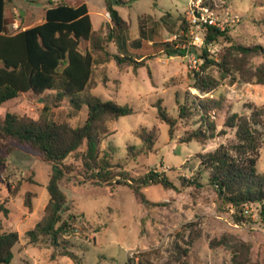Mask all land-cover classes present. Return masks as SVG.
I'll return each mask as SVG.
<instances>
[{
  "label": "rangeland",
  "instance_id": "1",
  "mask_svg": "<svg viewBox=\"0 0 264 264\" xmlns=\"http://www.w3.org/2000/svg\"><path fill=\"white\" fill-rule=\"evenodd\" d=\"M49 1L58 0H11V6L18 9L14 15L19 23L17 28L11 26V31L39 24ZM83 1L89 5L93 28L97 32L103 30L105 35L106 26L111 25L109 13L104 10L105 0L77 3ZM120 1L122 3H114L115 8L129 29H115V42L109 44V51L117 53L119 49L138 61H141V53L147 58L138 68L117 66L114 61L94 68L89 93L133 108L131 115L108 122L101 149L108 153L112 163L123 164L130 175L141 176L151 170L164 172L174 186L171 189L162 185L144 188L142 192L149 204H143L127 186L64 185L72 213L77 216L78 232L70 239L71 250L82 259V264H130L139 259L149 264H177V259L189 264H264L260 204L246 205L243 222H236L234 209L222 203L206 174L199 176L197 158V154L213 151L235 139L234 130L224 126L228 116L232 113L249 115L244 107L264 105V86L246 82L247 72L254 73L258 68L264 71V56L237 55L223 39L210 45L208 51L216 61L225 59L224 68L208 70L218 79V88L211 94L199 95L191 88V73L201 65L198 54L203 45L196 47L198 54L193 55L192 47L183 56H169L165 51L167 45L185 49L181 33L189 25L191 0ZM199 1L219 17L239 18L226 29L234 44L264 47V0ZM87 48L88 43L82 42L81 49ZM186 93H190L192 99L199 96L220 103L218 110L210 112L218 136L205 144L181 142L186 130L197 127L198 117L189 124H179L172 137L168 126L156 117L158 100L169 114L177 117L175 95L183 100ZM61 103L49 113L50 122L84 124L85 105L69 99H62ZM42 108L41 99L24 94L5 103L0 114L15 112L39 119ZM262 122L263 140L256 168L264 175V115ZM142 128L158 135L154 151L128 159L127 148L141 145L137 134ZM50 173L49 163L23 147L17 148L0 166V203L9 211L7 217L0 212L2 229L19 234L10 264H73L66 257L52 260L53 247L47 239L41 247L26 244L25 232L42 218L49 200L46 187ZM27 192L33 193L31 212L25 207ZM23 245L26 247L22 249Z\"/></svg>",
  "mask_w": 264,
  "mask_h": 264
},
{
  "label": "trees",
  "instance_id": "2",
  "mask_svg": "<svg viewBox=\"0 0 264 264\" xmlns=\"http://www.w3.org/2000/svg\"><path fill=\"white\" fill-rule=\"evenodd\" d=\"M8 1L0 0V108L24 94L41 99L43 108L39 119L15 112L0 114V166L21 147L33 151L49 163L51 173L46 187L49 200L42 218L25 232L27 245L41 247V243L47 239L53 247L50 255L52 260L66 257L73 264H82V259L71 250L70 239L78 232L75 227L77 216L72 213V206L63 190L64 185L127 186L143 204H149L142 192L144 188L162 185L165 189H171L174 186L164 172L151 170L141 176H132L123 164L111 162L108 153L101 149L107 136L108 122L131 115L133 108L119 105L113 100H102L89 93L97 65L104 66L114 61L117 66L138 68L143 66L147 55L141 53V61H138L119 49L117 53L109 51V44L115 42V29H129L113 0H105L111 19L105 35L103 30H93L85 3L70 6L63 2L47 8L41 23L30 27L21 25L19 30L11 31L9 26L16 19L14 14L7 11ZM209 6H212L211 3ZM182 28L186 29L184 26ZM221 39L230 43V50L242 57L256 54L264 56V47L261 45H237L232 42L227 30L207 27L203 47L199 54L195 52L201 65L191 73V88L199 95L211 94L218 88V79L208 70L213 67L223 70L225 59L216 61L208 49ZM82 42L88 43L84 51L81 49ZM182 50L167 45L165 51L169 56H183ZM224 72L228 74L226 70ZM247 74V83L264 86L263 69L258 68L254 73ZM190 97V93H186L181 100L178 94L175 95L177 117L169 114L162 106V101L158 100L155 105L156 117L168 126L170 137L179 124H189L194 117H198L197 127L186 130L181 142L205 144L218 136L210 112L218 110L220 103L199 96ZM62 99L87 107V118L83 125L71 126L49 121V113L61 106ZM244 108L249 111V115L232 113L225 121L224 126L234 130L235 139L232 142L221 144L213 151L197 154L199 176L206 174L222 203L234 209L236 222H243L242 213L246 205L260 204V219L264 225V175L259 174L256 168L263 140L260 128L263 125L264 105L258 108L251 104ZM137 136L141 145L127 148L128 159L154 151L158 139L155 131L142 128ZM32 196L33 193L27 192L25 197V207L30 212ZM0 212L4 217L9 214L2 203ZM18 242V232L2 231L0 220V264L11 263L13 248ZM130 264L149 263L139 259ZM177 264L189 263L177 259Z\"/></svg>",
  "mask_w": 264,
  "mask_h": 264
},
{
  "label": "built area",
  "instance_id": "3",
  "mask_svg": "<svg viewBox=\"0 0 264 264\" xmlns=\"http://www.w3.org/2000/svg\"><path fill=\"white\" fill-rule=\"evenodd\" d=\"M191 7L193 9L188 15V28L181 33L186 42L183 47L185 48V53H189L191 47L196 49V47L203 45L207 27H215L220 31H225L232 23L239 21L237 16L222 18L215 15L211 8L203 5L199 0H191ZM14 27L17 28L18 25L14 24ZM174 39H176V36ZM193 54L191 52V55Z\"/></svg>",
  "mask_w": 264,
  "mask_h": 264
},
{
  "label": "crops",
  "instance_id": "4",
  "mask_svg": "<svg viewBox=\"0 0 264 264\" xmlns=\"http://www.w3.org/2000/svg\"><path fill=\"white\" fill-rule=\"evenodd\" d=\"M77 1H82V0H58V1H55V2L49 1V2H48L49 6H48L47 8H49V7L53 6V5H55V4L58 3V2H63L64 4H67V5H70V6H78V5L82 4V3H85L86 6H87V8H88V13H89L90 18H91V11H90V8H89V5L87 4V2H86V1H83V2L77 3ZM47 8H46V9H47ZM46 9H45V11H46ZM104 10L107 11V10H106V6H105V9H104ZM7 11H8V13H12V14H15V12L18 11V9H17L16 7L11 6V0L8 1ZM21 15H23V14H21ZM23 22H24V19L22 18V20H21V24H23ZM41 22H42V21H41ZM41 22H40V23H41ZM91 22H92V21H91ZM14 24L18 25L19 23H18L17 20H16ZM14 24L11 25V26H14ZM11 26H9V29H10V30H11ZM92 26H93V25H92ZM24 27H30V26H24ZM93 30L96 31V29H94V28H93ZM147 44H152V43H151V42H148ZM145 55H146V54H145ZM140 57H141V55H140ZM2 231H4V230L2 229ZM5 232H9V231L6 230ZM26 244H27V243H26ZM25 247H26V245H23V246H22V249L25 248Z\"/></svg>",
  "mask_w": 264,
  "mask_h": 264
},
{
  "label": "water",
  "instance_id": "5",
  "mask_svg": "<svg viewBox=\"0 0 264 264\" xmlns=\"http://www.w3.org/2000/svg\"><path fill=\"white\" fill-rule=\"evenodd\" d=\"M113 2H114V3H116V2H118V3H122L120 0H117V1H116V0H113ZM21 14H23V13H21ZM195 51H196L195 48H192V49H191V52H192V53H195ZM185 52H186L185 50H182V53H183V54H185Z\"/></svg>",
  "mask_w": 264,
  "mask_h": 264
}]
</instances>
